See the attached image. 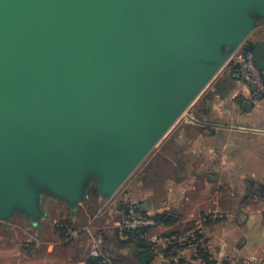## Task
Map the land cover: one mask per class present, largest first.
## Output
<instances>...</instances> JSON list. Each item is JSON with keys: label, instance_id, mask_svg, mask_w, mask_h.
<instances>
[{"label": "water", "instance_id": "1", "mask_svg": "<svg viewBox=\"0 0 264 264\" xmlns=\"http://www.w3.org/2000/svg\"><path fill=\"white\" fill-rule=\"evenodd\" d=\"M262 17L264 0H0V217L42 218L43 191L113 197Z\"/></svg>", "mask_w": 264, "mask_h": 264}, {"label": "crops", "instance_id": "2", "mask_svg": "<svg viewBox=\"0 0 264 264\" xmlns=\"http://www.w3.org/2000/svg\"><path fill=\"white\" fill-rule=\"evenodd\" d=\"M234 70L227 71L216 86L219 91L204 96L194 111L195 118L217 125L192 120L175 125L155 146L152 183L143 185L137 201L151 215L167 213L176 218L172 224L157 225L152 235L157 231L164 233L161 238L180 242L196 230L203 233L210 264H264V132L253 131H264V99H254ZM95 197L102 199L96 192ZM104 221L98 227L112 243L116 234L111 227L119 219L110 220L111 226ZM57 233L56 242H47L42 264H79L85 256L83 238L68 243L61 230ZM166 244L155 242L150 264H170L160 251ZM119 245L127 248L120 241ZM193 251H180L186 264H207ZM142 253L133 249L138 264ZM14 259L11 256V264Z\"/></svg>", "mask_w": 264, "mask_h": 264}, {"label": "rangeland", "instance_id": "3", "mask_svg": "<svg viewBox=\"0 0 264 264\" xmlns=\"http://www.w3.org/2000/svg\"><path fill=\"white\" fill-rule=\"evenodd\" d=\"M255 40H260V42L264 43L263 17L257 20V27L249 34L242 46ZM230 62L231 60L225 64L175 125L190 121L188 115L194 116L195 108L202 98L216 89V86L225 78ZM154 148L110 199L98 200L95 197L93 188L90 187L86 198L81 203H78L77 206L71 207L65 200L55 198L49 192L43 191L39 196V205L44 213L42 218L33 220L21 208H15L12 215L8 218L0 217V264H11V256L15 258V264H42L45 259L43 255L46 253L47 242H56L58 237L57 230H60L61 224L64 223L74 224L79 227L87 224L94 226V232L102 233L105 236V246H107V250L113 259L119 258L129 264H138L137 257L132 254L133 249L129 247L123 248L119 245L118 223L115 227H111L114 230L113 232H115L114 235H117L114 236L112 243L109 242L104 229L99 228L98 225L105 220L104 222H109L111 226L113 224L112 221L118 219L120 221L124 217L125 208L128 204L135 203L138 205L137 200L143 193V185L150 187L152 183L151 162ZM119 204H124V208L119 207ZM151 233L148 237H151ZM155 233L160 237L164 236V233L157 231ZM86 236L87 234H82L78 238L73 239H68L65 236L68 243H73L83 238L81 242L83 244L82 254H85L84 258L88 256L89 252L88 242L90 237Z\"/></svg>", "mask_w": 264, "mask_h": 264}, {"label": "built area", "instance_id": "4", "mask_svg": "<svg viewBox=\"0 0 264 264\" xmlns=\"http://www.w3.org/2000/svg\"><path fill=\"white\" fill-rule=\"evenodd\" d=\"M242 46V45H241ZM239 47L229 60L234 63L245 84L249 87L254 99H264V77L263 73L255 65L254 54L251 50H246L244 46ZM156 221L153 215L145 212L135 203L126 206L124 217L118 222L117 231L121 239L128 240V232L139 228H155ZM65 236L68 239L78 238L82 234H88V256L79 264H93V260L101 259L103 263L111 264V256L106 250L105 236L102 233L93 232L89 225L76 226L74 224H64ZM149 236V235H148ZM152 242L170 243L172 238H161L153 234L150 237ZM175 263L179 262V257L173 258Z\"/></svg>", "mask_w": 264, "mask_h": 264}, {"label": "trees", "instance_id": "5", "mask_svg": "<svg viewBox=\"0 0 264 264\" xmlns=\"http://www.w3.org/2000/svg\"><path fill=\"white\" fill-rule=\"evenodd\" d=\"M251 45V51L254 54V62L255 65L259 68V70L263 73L264 77V43L260 42V40L251 41L249 43ZM246 49V47H245ZM237 67L234 65L233 62H230L229 69L234 70ZM235 71V70H234ZM126 209V208H125ZM156 226L159 224H172L176 218L174 216L168 215L167 213H157L153 215ZM69 224V223H64ZM61 224L60 230L62 234L65 236L64 227ZM155 226V227H156ZM153 228L145 227V228H139L135 230H131L128 232L129 239L123 240L120 238L118 232V237L120 239V242L126 246L130 247L132 249H136L138 251H155V243L150 241L148 239V234L152 231ZM206 238L203 233H201L199 230L194 231L192 234L186 236L183 241H172L170 243H167L166 246L161 247V250L166 258H168L170 264H186L187 260L182 256L180 253L183 249L191 248L193 249V255L196 259H200L203 262L210 264L211 261L209 259L208 253L205 248ZM175 256L179 257V262L175 263L173 258ZM93 264H108L103 263L101 259L93 260ZM111 264H124L122 260L119 259H113L111 257Z\"/></svg>", "mask_w": 264, "mask_h": 264}, {"label": "bare ground", "instance_id": "6", "mask_svg": "<svg viewBox=\"0 0 264 264\" xmlns=\"http://www.w3.org/2000/svg\"><path fill=\"white\" fill-rule=\"evenodd\" d=\"M186 113V111L183 113V115Z\"/></svg>", "mask_w": 264, "mask_h": 264}]
</instances>
